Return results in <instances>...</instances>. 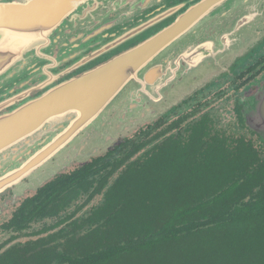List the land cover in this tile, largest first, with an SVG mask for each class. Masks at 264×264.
<instances>
[{
    "label": "trees",
    "instance_id": "16d2710c",
    "mask_svg": "<svg viewBox=\"0 0 264 264\" xmlns=\"http://www.w3.org/2000/svg\"><path fill=\"white\" fill-rule=\"evenodd\" d=\"M199 107L185 101L20 203L0 264H264V151ZM132 193L145 198L133 209Z\"/></svg>",
    "mask_w": 264,
    "mask_h": 264
},
{
    "label": "flooded vegetation",
    "instance_id": "af4514ba",
    "mask_svg": "<svg viewBox=\"0 0 264 264\" xmlns=\"http://www.w3.org/2000/svg\"><path fill=\"white\" fill-rule=\"evenodd\" d=\"M25 4L26 0H0V117L111 63L189 14L191 29L178 39L184 44L177 50L178 54H188L195 49L202 51L200 55L208 51L217 59L230 48L229 41L239 43L238 49L243 52L226 73H221L212 83L202 82L201 88L185 101L200 105L203 112L209 110L208 113L219 122L218 109L214 107L215 111L211 107V102L217 100L222 104L216 105H221L219 110L232 114L229 117L232 121L228 123L232 128H240L238 135L245 134L252 139L254 151H264V138L259 132H264V126L259 131L250 130L244 110L248 98L264 95L260 92L264 87V0H79V3L71 4L61 18L48 22L50 28L38 38L22 37L17 30L19 13L15 12L14 6ZM259 42L252 50V43ZM249 43L250 46H246ZM190 46L193 47L188 50ZM171 49L169 47L158 58L166 59L172 54ZM178 54L175 52L174 56ZM184 102L166 114L180 108ZM114 110L115 106H112L105 111L109 112L107 122L111 118L114 120ZM70 118L74 117L66 115L60 124H47L31 137L4 150L8 152L5 153L7 158H1L3 164L13 161L17 166H24L41 151H50L51 147L56 152H51L31 174L0 192V226L11 218L20 203L33 198L44 185L98 158L78 160L74 157L78 151L80 156V151H115L125 140H131L142 131L130 137H127L128 132L112 142L108 138L107 142L100 143L96 140H104L110 134L101 130L112 126L111 122L98 125V117L88 128L79 130L71 126L73 120ZM70 128L76 132L65 139ZM58 143L60 147L55 149L54 145ZM5 175L6 172L0 171V179L6 178ZM2 233L5 232L0 229Z\"/></svg>",
    "mask_w": 264,
    "mask_h": 264
},
{
    "label": "water",
    "instance_id": "95a60500",
    "mask_svg": "<svg viewBox=\"0 0 264 264\" xmlns=\"http://www.w3.org/2000/svg\"><path fill=\"white\" fill-rule=\"evenodd\" d=\"M77 3L79 0H31L30 2L26 0L25 5L14 6L15 12L19 13L17 30H20L22 37L38 38L43 35L46 28H50L51 24L48 22L61 18L71 4ZM190 20L191 17L187 14L152 40L111 63L48 91L36 100L25 102L14 111L1 116L0 171L6 172V178L0 179V192L26 174H31L37 165L48 159L51 152H56L52 151L54 150L52 147L50 151H41L24 166H17L13 161H6L5 164L1 161V158H7L5 153L8 151H4L5 149L31 137L43 126L60 124L62 118L69 115L74 117L70 118L73 120L71 126L74 125L79 130L86 129L103 112L109 111L108 108L119 96L125 94V98L115 105L113 113L114 120L120 123L117 124V128L120 129L116 132L118 139L120 135L124 137V134L132 133L138 126L163 115L171 106L178 103L185 95L181 91L185 89L186 78L196 82L198 78L195 72L200 73L199 70L202 69L204 62L211 59L212 66L220 69L219 72L225 70V66L235 60L233 57L222 60L216 56L215 59V55L210 52L204 51L203 55H200L202 51L195 49L188 54H178L177 50L184 46L178 39L191 29ZM233 45L237 47L235 51L243 52L238 49L239 43L229 41V49ZM169 47L173 50L172 54L165 57L166 59L163 58L164 60L159 59V55L168 51ZM191 47L193 46L188 47V50ZM175 52L178 54L177 57L174 56ZM157 62L160 64L156 65ZM131 85L135 86L132 90L129 89ZM260 92H264V87ZM256 107L258 111L255 113ZM244 110L247 127L259 131L260 127L264 126V95L261 98L260 95L248 98ZM115 125L116 123L113 128ZM75 132L76 129L70 128L65 139L70 138ZM259 132L264 138V132ZM54 147L59 148V143ZM83 152L80 151L81 154ZM100 152L90 151V155H86L85 160L99 156Z\"/></svg>",
    "mask_w": 264,
    "mask_h": 264
},
{
    "label": "rangeland",
    "instance_id": "374dc122",
    "mask_svg": "<svg viewBox=\"0 0 264 264\" xmlns=\"http://www.w3.org/2000/svg\"><path fill=\"white\" fill-rule=\"evenodd\" d=\"M262 42V41H261ZM261 42H259V43H252V46H253V48H252V50L254 49V48H257L258 46H259V44L261 43ZM246 46H250V43L248 44V45H246ZM236 46H232V48L231 49H229L228 48V50H225L224 51V56H222V57H220V59H222V60H228L229 59V57L230 58H232L233 57V59H236V58H238L240 55H242V52H238V51H235L236 50ZM247 48V47H246ZM250 47H248V49H249ZM245 56V55H244ZM237 60V59H236ZM236 60H234L233 62H235ZM232 62V63H233ZM206 64L204 65V66H202V69H200L199 70V72L200 73H196L195 72V76L198 78V80L196 81V82H193L192 81V79L191 78H186V86H185V89H182V94L184 93L185 95L181 98V100L178 102V103H176L174 106H171V108L170 109H172V108H174V107H176V106H178V105H180L181 103H183L185 100H187L188 98H190L194 93H195V91L197 92L199 89V87L201 88V86L203 85H201V83L202 82H208V83H212L214 80H217L218 78H220V74L221 73H226L227 72V70L229 69V66L232 64V63H230V64H228L227 66H225V70H221L220 72H219V70L220 69H218V68H214L213 66H212V62H211V59H209L207 62H205ZM215 75V76H214ZM191 80V81H190ZM201 85V86H200ZM135 86L134 85H131L130 87H129V89H133ZM229 95H231V94H229ZM228 95V96H229ZM125 94H123V95H121V96H119L117 99H116V101L112 104V106H115V105H117L118 103H119V101H121L122 99H124L125 97ZM173 99V98H172ZM211 107H215V108H217L218 109V114L220 115V118H221V121H219L218 122V125H217V127H216V129H224V130H226L229 134H231V128H232V126H231V124L230 123H228V122H230V121H232V120H229V117H231L232 116V114L231 113H228V114H226L223 110H219V108L218 107H220L222 104L220 103V102H218L217 100L216 101H212L211 102ZM218 104H221V105H219L218 107L216 106V105H218ZM112 106H110L108 109H111V107ZM214 108V109H215ZM170 109H168L164 114H166ZM227 109H231V107H228ZM108 111V110H107ZM205 112H209V110H204ZM215 111H216V109H215ZM163 114V115H164ZM198 114V113H197ZM213 114H215V113H213ZM163 115H159L157 118H155L154 120H152L151 122H148V124H142L141 126H138L136 129H134L133 130V132L132 133H130V135H128L127 137H130V136H132L135 132H138L139 130H143V129H145V127L147 126V125H152V124H154L156 121H158ZM102 117V118H101ZM107 113L106 112H104V113H102V115L100 116V118H99V120H98V125H101V126H103V125H105L106 123H109V122H113L112 123V126H106V127H104L102 130H101V132L102 133H104V132H106V131H108L110 134L108 135V136H106L105 138H104V140H96V141H98V142H100V143H103V142H107L108 141V138H110V140H109V142L111 141L112 142V140L114 141L115 139H116V135L118 134V133H116V132H118L120 129H118L117 128V124H120L119 123V121L118 120H113V118H111L110 120H108V122H107ZM190 120H192L191 118H190ZM189 120V121H190ZM116 123V125H115V128H113V126H114V124ZM107 125V124H106ZM104 135V134H103ZM122 139H124V138H122ZM93 142V141H92ZM92 142L90 143V144H92ZM107 146V145H106ZM106 149L108 148V146L107 147H105ZM107 151H101L100 153H99V156H102V155H104L105 153H106ZM90 153V151H84L83 153H82V156H80V155H78L79 154V151L77 152V154H75L74 155V157H76L78 160H81L82 158H84L86 155H90L89 154ZM98 156V157H99ZM86 158V157H85ZM132 187V186H131ZM145 198H141V197H137L136 196V194H133L132 193V203H131V205H130V207L133 209V205H134V208H136V207H139V205H142L143 203H144V200ZM139 205H138V204ZM127 213H129L131 216H133V217H135V215L134 214H132L130 211H128V210H126V212H124L123 213V218L125 217V216H129V215H127ZM130 216V217H131ZM121 216H119V218H120ZM125 220H128V219H124V221ZM0 223H2V221L0 220ZM49 224H51V223H49ZM42 225H39L38 227H37V229L38 228H40ZM124 227H125V225H124ZM10 238V235H8V234H5V233H2V234H0V244H2V243H4L5 241H7L8 239Z\"/></svg>",
    "mask_w": 264,
    "mask_h": 264
}]
</instances>
